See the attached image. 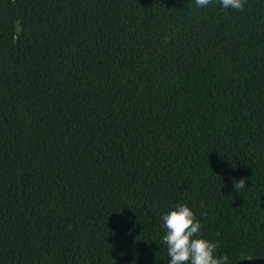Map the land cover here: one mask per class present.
<instances>
[{
  "label": "trees",
  "instance_id": "obj_1",
  "mask_svg": "<svg viewBox=\"0 0 264 264\" xmlns=\"http://www.w3.org/2000/svg\"><path fill=\"white\" fill-rule=\"evenodd\" d=\"M178 203L264 258V0H0V264H169Z\"/></svg>",
  "mask_w": 264,
  "mask_h": 264
},
{
  "label": "clouds",
  "instance_id": "obj_2",
  "mask_svg": "<svg viewBox=\"0 0 264 264\" xmlns=\"http://www.w3.org/2000/svg\"><path fill=\"white\" fill-rule=\"evenodd\" d=\"M212 0H195L197 7H206ZM224 9L240 11L244 0H219ZM235 190L245 188V179L233 181ZM164 230L162 242L166 245L169 264H228L227 255H214L219 247L202 237L201 225L186 204H176L173 210L160 217Z\"/></svg>",
  "mask_w": 264,
  "mask_h": 264
},
{
  "label": "water",
  "instance_id": "obj_3",
  "mask_svg": "<svg viewBox=\"0 0 264 264\" xmlns=\"http://www.w3.org/2000/svg\"><path fill=\"white\" fill-rule=\"evenodd\" d=\"M235 264H264V258L263 259H247Z\"/></svg>",
  "mask_w": 264,
  "mask_h": 264
}]
</instances>
